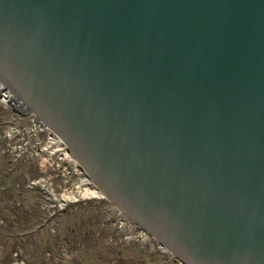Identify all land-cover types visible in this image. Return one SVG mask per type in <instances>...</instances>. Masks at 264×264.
Wrapping results in <instances>:
<instances>
[{
    "label": "water",
    "instance_id": "95a60500",
    "mask_svg": "<svg viewBox=\"0 0 264 264\" xmlns=\"http://www.w3.org/2000/svg\"><path fill=\"white\" fill-rule=\"evenodd\" d=\"M0 83L184 264H264V0H0Z\"/></svg>",
    "mask_w": 264,
    "mask_h": 264
},
{
    "label": "rangeland",
    "instance_id": "374dc122",
    "mask_svg": "<svg viewBox=\"0 0 264 264\" xmlns=\"http://www.w3.org/2000/svg\"><path fill=\"white\" fill-rule=\"evenodd\" d=\"M2 101H3V99H2ZM4 102V101H3ZM13 105V104H12ZM16 109V108H15ZM23 110V109H22ZM21 110V111H22ZM20 111V110H19ZM8 115H9V113H7ZM34 120V119H33ZM35 121V120H34ZM3 156V155H2ZM45 157H47V158H50V156L48 155V154H45ZM64 158H63V160H65V156H63ZM3 160H4V157H3ZM1 161V160H0ZM5 161V160H4ZM63 166H65V167H67L68 168V170H70L71 169V167L69 166V165H67L66 163H64L63 164ZM32 167H33V169H32ZM7 169H8V167H7ZM45 172H48L47 171V169H45L44 170ZM50 171V170H49ZM18 173H21V174H23L24 176H25V179L26 180H28V179H32V178H37V177H40V172H39V167H36V165L34 164L33 166H32V164L30 165V164H25V165H23L22 167H19L18 168V171H17ZM51 172V171H50ZM66 180H68V178L66 179ZM81 182V183H80ZM83 182H85V181H80L79 180V182H78V184H77V190H76V192H78V193H80L81 191H80V187H79V185L80 184H82ZM76 185V184H75ZM57 188L60 190L61 188H62V183L60 182V181H57ZM57 189V190H58ZM58 190V191H59ZM63 194H65V195H67V194H73V192H65V193H63ZM75 194V193H74ZM38 196H39V194L37 193V192H33L32 194H31V197H32V199H33V201H35L36 203H38L37 202V198H38ZM78 199H83V198H78ZM24 208H27L28 207V203L27 204H25V206H23ZM40 210V209H39ZM30 212H35V213H37L36 212V208H34V207H31L30 208V210H29ZM41 212V211H40ZM28 220H29V218H27V217H25V218H22L21 219V221H20V225H22V226H26V224L28 223ZM72 222V221H71ZM11 224H13L14 226H17V224H15V223H11ZM73 224V223H72ZM69 227H71V226H67V228H69ZM74 232L76 233L74 236H72L71 238L69 237L70 235L66 232V229L65 228H63L62 226H60L59 228H58V233H60V236H61V240H59V243H64L65 244V248L63 249V253L64 254H66V252H67V256L68 257H74L75 255H76V253L79 251V250H81V247H80V249L75 245V240L74 239H77V241H79V236H77L78 234L77 233H79L78 232V230H77V228H75L74 229ZM101 233L106 237L105 238V240H104V242L106 241V244H105V246H107V248H112L113 247V245H112V243L110 242L111 241V237L109 236V235H107L106 233H105V231L104 230H102L101 231ZM87 235L86 234H84L83 235V241L86 243V240H87ZM64 239H67V240H64ZM36 243L34 244V243H31V242H29L28 241V239L27 238H25V243H24V253H25V257H31V254H33V252H36L37 253V255L38 256H42L43 254H45L47 251H50L52 254H54V255H56L57 254V252H58V250H57V247H56V241L52 238V236L51 235H49L48 233H47V231H43V232H41V234L40 235H38L37 237H36ZM93 242V241H92ZM103 242V243H104ZM110 242V243H109ZM115 256V258L116 259H118V258H120V257H117V255L116 254H113V255H111V257H114ZM139 256H141L140 254H137V253H125V256H123V257H139ZM162 257H158V260H160ZM128 259V258H127ZM126 259V260H127ZM135 259V258H134ZM117 261V260H116ZM136 261H139V259H135V262ZM117 263H118V261H117Z\"/></svg>",
    "mask_w": 264,
    "mask_h": 264
},
{
    "label": "bare ground",
    "instance_id": "6f19581e",
    "mask_svg": "<svg viewBox=\"0 0 264 264\" xmlns=\"http://www.w3.org/2000/svg\"><path fill=\"white\" fill-rule=\"evenodd\" d=\"M2 94H4V97H6V98H3V101L4 102H6V103H8V102H10L11 104H13L14 106H15V108L17 109V110H22L23 109V107L22 106H18V104H15V99H14V97H13V95L8 91L7 93L5 92V93H2ZM20 105V104H19ZM24 110V109H23ZM36 121V120H35ZM37 122V121H36ZM57 150H58V147L56 148ZM65 159L66 160H69L70 161V159H69V157H66L65 156ZM67 164V163H66ZM68 165V164H67ZM83 183H85V182H83ZM82 183V184H83ZM80 193H73V194H67L66 195V200H69V201H76L78 198H83V199H88V198H90V193L88 192V189L87 188H85V189H83V190H81V188H80Z\"/></svg>",
    "mask_w": 264,
    "mask_h": 264
}]
</instances>
